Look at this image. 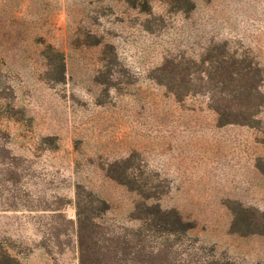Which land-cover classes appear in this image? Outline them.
<instances>
[{
    "label": "rangeland",
    "instance_id": "rangeland-1",
    "mask_svg": "<svg viewBox=\"0 0 264 264\" xmlns=\"http://www.w3.org/2000/svg\"><path fill=\"white\" fill-rule=\"evenodd\" d=\"M0 264H264V0H0Z\"/></svg>",
    "mask_w": 264,
    "mask_h": 264
}]
</instances>
